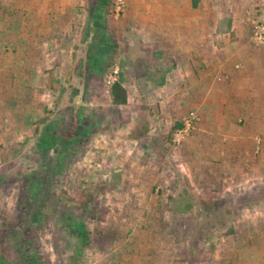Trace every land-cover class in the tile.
<instances>
[{
	"label": "rangeland",
	"instance_id": "1",
	"mask_svg": "<svg viewBox=\"0 0 264 264\" xmlns=\"http://www.w3.org/2000/svg\"><path fill=\"white\" fill-rule=\"evenodd\" d=\"M128 10L88 0L74 40L32 59L45 71L0 40V264H219L241 241L264 256V166L243 180L207 150L198 105L163 109L180 72Z\"/></svg>",
	"mask_w": 264,
	"mask_h": 264
},
{
	"label": "crops",
	"instance_id": "2",
	"mask_svg": "<svg viewBox=\"0 0 264 264\" xmlns=\"http://www.w3.org/2000/svg\"><path fill=\"white\" fill-rule=\"evenodd\" d=\"M87 3L0 0V40L17 43L21 54L31 57L27 70L45 71L48 64L32 59L56 54L47 48L59 39L53 34L74 40ZM262 13L264 0H129L125 17L145 45L158 39V51L177 64L182 81L160 86L169 92L163 109L184 116L191 104L198 105L207 150L217 151L226 167H243L249 182L252 170L264 166V46L253 41V24L264 20ZM257 245L241 241V253L219 264H264V256L244 250Z\"/></svg>",
	"mask_w": 264,
	"mask_h": 264
},
{
	"label": "trees",
	"instance_id": "3",
	"mask_svg": "<svg viewBox=\"0 0 264 264\" xmlns=\"http://www.w3.org/2000/svg\"><path fill=\"white\" fill-rule=\"evenodd\" d=\"M86 63L89 66V61H86ZM82 71L85 74H87V70H85V71L82 70ZM111 95L113 97V103L115 105L122 106V105L127 104V102H128L127 91L123 87L122 83H120V82H116L113 84L112 89H111Z\"/></svg>",
	"mask_w": 264,
	"mask_h": 264
},
{
	"label": "built area",
	"instance_id": "4",
	"mask_svg": "<svg viewBox=\"0 0 264 264\" xmlns=\"http://www.w3.org/2000/svg\"><path fill=\"white\" fill-rule=\"evenodd\" d=\"M253 41L258 45L264 46V20H262L256 25L254 35H253ZM191 118L195 119L193 114Z\"/></svg>",
	"mask_w": 264,
	"mask_h": 264
}]
</instances>
